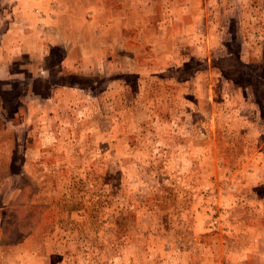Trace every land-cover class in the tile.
I'll return each mask as SVG.
<instances>
[{"label": "rangeland", "instance_id": "374dc122", "mask_svg": "<svg viewBox=\"0 0 264 264\" xmlns=\"http://www.w3.org/2000/svg\"><path fill=\"white\" fill-rule=\"evenodd\" d=\"M0 264H264V0H0Z\"/></svg>", "mask_w": 264, "mask_h": 264}, {"label": "crops", "instance_id": "0c3cea01", "mask_svg": "<svg viewBox=\"0 0 264 264\" xmlns=\"http://www.w3.org/2000/svg\"><path fill=\"white\" fill-rule=\"evenodd\" d=\"M10 1H12V0H10ZM17 25H18V29H9L7 31V33L5 34L6 38L7 39L9 38L8 41H10L9 44H11L12 47H15V46L16 47H18V46L21 47L23 45V43L20 40L23 39V41H24L27 38V37H24L26 29L24 30L22 28V26L19 25V21H18ZM33 49L34 50H32L31 52H33L34 55H35V53L37 51L36 49H38V48H33Z\"/></svg>", "mask_w": 264, "mask_h": 264}]
</instances>
